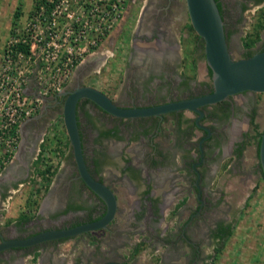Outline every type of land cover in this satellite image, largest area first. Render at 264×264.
I'll return each mask as SVG.
<instances>
[{
    "label": "rangeland",
    "instance_id": "obj_1",
    "mask_svg": "<svg viewBox=\"0 0 264 264\" xmlns=\"http://www.w3.org/2000/svg\"><path fill=\"white\" fill-rule=\"evenodd\" d=\"M127 1H129L128 7H126ZM147 1L125 0L122 16L99 46L83 57L60 92L72 89L77 83H93L102 87L106 82L108 85L105 88H110L114 97L123 102L124 98L120 95L126 86L123 80L127 79L129 74L134 75L137 72L143 78L149 75L150 82L145 85V90H150L153 84L157 85L159 90L155 98L157 101L164 100L168 96L170 83L164 77V70L160 63L158 65L154 61V66L151 68L149 61L145 62L139 56L137 58V54L132 56L136 58L128 60L130 51L131 53L134 51L128 43L135 33L137 34L135 37H138L134 39L136 46L147 43L145 38H140L145 36L144 33L147 38V34H150L149 31L146 30V32L143 29V23H145V18L147 19V13L153 15V11H159V17L163 15L169 18L168 26L172 30L178 48L180 44L179 54L182 60L178 64V70L182 71L181 74L193 78L195 82L205 79L207 84L211 85L212 79L205 61L203 40L198 39L197 32L188 27L190 19L185 0ZM221 2L223 25L225 33L228 34L227 41L231 55L235 58L244 57L247 50L242 45V37L251 29L264 1L259 4L250 3L249 0H221ZM145 5H149L150 9H147L149 12H145ZM152 5L155 6L151 8ZM17 9L21 10V13L15 17L14 12ZM31 10L32 0H0V72L6 45L18 32L22 33ZM143 10L144 18L141 29H139L137 26ZM11 28L16 33H11ZM156 32L154 31L153 36L159 37V40L154 38V42L164 45L167 40L166 35L164 33L159 35ZM263 49L264 28L261 29L260 38L252 45L250 51L254 53ZM91 62H94V65L89 70L88 65ZM144 62L145 65H143ZM164 63L170 64L165 69H171V64L175 62L166 60ZM142 65L145 67L143 71L141 70L142 72H139L138 66ZM173 67L176 68V66ZM33 81L34 77L29 73L26 81L29 89L33 87ZM29 89L27 91H30ZM64 98L65 94L54 91L49 93L44 97L33 117L21 122L16 150L11 160L0 169V225L6 219L14 218L13 216L22 210L32 214L30 219L33 221L31 225L29 224L30 227L34 228L41 223L47 224L43 219L48 211L44 203L46 190L43 189L46 181L39 179L40 174L37 168L44 167L49 159L37 166L34 159L41 148V143L45 142L46 147H52L56 142V136L63 139L68 136L62 117ZM230 100L236 106L235 115L213 124L224 132L225 138L215 156L207 160L209 164L207 167L204 166L206 169L203 168L205 173L200 182L202 188L199 197L202 198V193L206 191L209 195V197L206 195V198L212 204L205 213L206 220H201L195 226L198 231L192 238L198 244L200 258L191 264H203L209 261L208 254L213 251L210 230L215 221L220 219L231 220L233 229L213 264H264V180L261 177L256 137H247L240 151H232V145L239 141L241 134H249L253 131L249 117L245 115L246 108L255 109L256 132H263L264 91L236 93L230 97ZM93 110L95 113H89L91 117L97 118L98 116L99 118L102 113L96 108ZM102 116L103 119L106 117ZM195 116L192 111L180 110L181 125H185V118L193 120ZM80 117L83 119L82 113ZM172 117H174L172 114H166L159 132L154 137L159 147L164 152L170 153V161H165L160 169H151L149 166L142 171L144 183L152 188L149 196H154V205L149 204L151 198L140 191L139 185L119 174L121 167L119 164L122 162L119 159V152L126 153L133 164L143 165L141 161L143 151L144 149L150 150V145H146L147 141L142 142L135 136H131L134 141H128L127 138L103 141L108 150L101 165L102 173L116 193V213L106 227L92 230L90 235L83 234L77 238H67L62 241L59 260L63 261L59 263L67 264L70 261L69 264H82L85 260V264H99L111 253L128 264H186L192 261L191 252L194 247L191 244L188 246L178 238L173 243L168 240L178 234L180 227L199 202L197 190H191L192 180L188 179L190 163L189 165L183 164L180 156L190 155L187 152L188 148L197 146L203 131L191 128L189 134L183 136L181 125L174 122ZM85 123L83 122L82 127L88 143L89 137L93 135ZM193 152L196 154V149ZM64 153L65 155L59 157L58 161L53 162L56 170L51 177L52 182L50 181V194L52 195L49 196V203L53 201L54 205L58 204L55 194L58 186H62L61 184L71 172L76 173L70 145L64 148ZM46 155L50 154L46 152ZM25 162L29 164L32 162L29 174L25 173ZM138 162L140 164H137ZM35 186H40V192L34 189ZM26 200L31 203L30 209L26 207ZM34 200L38 203L34 204ZM59 212V210L56 211L52 216L57 219ZM68 216L69 214H66L62 217ZM137 244H139L138 250L134 248ZM34 247L37 246L30 248L28 250L30 254L24 256L23 259L17 257L14 260L13 257L3 264H20L19 262L21 264H49L50 260L46 261V256H43L42 252V256L38 253L36 258H33L32 249Z\"/></svg>",
    "mask_w": 264,
    "mask_h": 264
},
{
    "label": "flooded vegetation",
    "instance_id": "obj_2",
    "mask_svg": "<svg viewBox=\"0 0 264 264\" xmlns=\"http://www.w3.org/2000/svg\"><path fill=\"white\" fill-rule=\"evenodd\" d=\"M153 0H148L147 2H150ZM264 0L257 2V4L262 3ZM250 3H255V0H249ZM129 6V1H127L126 7ZM155 5H152L154 7ZM146 8V10H145ZM147 9H150L149 5H145L144 10L145 12ZM144 10L143 12L141 11V16L139 19V24L138 28L141 29V24L143 21V16H144ZM149 12V11H147ZM159 11L155 12L153 11V15L151 13H147L145 18V23L143 26V29L146 31H149V35L147 34L148 38L146 37V33L144 37L140 38L143 39L145 38V42H147L144 45L139 44L136 46L134 43V39L138 38L135 37L137 35L135 33L134 37H132L129 40V46L133 47L134 51L129 53V58L134 59L136 56L132 57L133 55L137 54V58L139 56L140 59H143L145 62L147 60L150 63L151 68L154 66V61L156 64L160 63V66L163 67L162 70H164V77H166L169 81V92L168 96L161 101H157L155 98L157 91L159 90L158 86L153 84V86H150V90H145V85L148 84L150 81L148 80L149 75L146 77H140V74H137V72L132 75L129 74V76L124 78L123 83L126 85L124 90L120 93V95L123 96L124 101H116L115 102L118 105L121 106H133V105H151V104H156L164 101H169V100H176L180 98H186V97H191L194 95H199L206 93L210 91L213 87V84L211 82V85L207 84L205 79L199 80L198 82H195L193 78L181 74V70H178V64L181 62L180 54H179V48L177 43L175 42L173 38V33L172 30L169 29L168 22L169 18H166V16L161 15L160 17L158 16ZM143 14V15H142ZM140 31V30H139ZM146 31V32H147ZM154 31H157L159 35L164 33L166 35V42L165 44H160L158 42H154L155 40H159V37L153 36ZM157 34V35H158ZM226 37L228 40V34L226 33ZM155 38V40H154ZM132 40V41H131ZM134 43V44H133ZM128 46V47H129ZM164 47V48H163ZM160 57L161 60L159 59ZM166 60H171L174 61L175 63L172 65L171 64V69H165L166 66H170V64L164 63ZM134 61V60H133ZM145 62L143 65H145ZM142 64V63H140ZM94 62H91L88 67L93 68ZM138 66L139 67V72L143 71V68L145 66ZM173 66H176L174 69ZM142 70V71H141ZM154 72V70H153ZM137 74V75H136ZM132 76V77H131ZM164 86V85H163ZM161 91V90H160ZM242 92H247V91H242ZM240 93V92H239ZM133 96H131V95ZM61 96V95H60ZM234 96L229 95L227 98H225L226 102L221 103L220 106H217L216 103L208 104L201 106V109L203 110V115H206V117L201 121L202 117L199 119V122L204 126V127H199L196 123L194 125H188L190 123V120L185 121V125H181L180 123V128L181 132H183V136L188 135L190 132V129L192 128L193 130L199 129L202 130L203 133L198 139L197 146L194 148H187L184 147V150L187 151L190 155H181V160L183 164H188L189 165V180H192V189L197 190V196L199 198V202L197 206L194 208L193 211L190 212L189 218L185 221V223L180 227V230L178 234H175L172 239L169 238L168 241L170 243H173L177 241V238L181 240L182 242H185L188 246L190 244L192 245L193 250H192V261L187 262L186 264H191L200 258V253L198 249V244L195 243L194 236L198 229L195 228L201 220H206V211L211 208L212 202L208 198H206L208 195L206 191H204L203 197L200 198L199 194L201 192V180L203 178V174L205 173L203 168L208 166V159L213 158L216 154V152L219 151L220 146L222 145V141L225 138L224 132L221 131V129H217L213 124L214 122L217 121H222L218 117V112L222 108V106H229L227 107L229 112L227 114V117L225 119H228L230 117H233L236 112V106L233 104L232 100H230V97ZM129 97H132L131 100ZM146 98V99H144ZM88 99V98H87ZM58 101V100H57ZM231 101V102H230ZM219 102V101H218ZM93 108H96L100 111L101 116L98 118H93L91 117L89 113L94 112ZM180 110H185V109H180ZM180 110H175V111H170L168 113H163L162 115H148V116H134V117H120L113 115L111 113H108L98 107L94 102H92L90 99L86 100V98H81L79 99L77 103V116H78V124L80 128V133H81V138H82V144H83V154L85 161L87 163V166L89 168V171L91 174L106 183L113 191L114 188L112 185L106 180L105 175L102 173V162L104 160V157L106 156V152L108 150L107 147H105L103 141L104 140H122L124 138H127L128 141H134L131 136L137 137L138 140H141L142 142H146V145H150V150L147 151L144 149V154L143 157L141 158V161L143 162V165L138 162L137 164L140 165H135L131 162L129 159L128 155L126 153H122L121 151L119 152V159H121L122 162H120L119 165L121 167L119 168V174L122 176L128 178L129 180H132L133 183H136L137 185L140 186V191L143 192L146 196H149L150 193L152 192V188L149 184L144 183V175L142 174L143 169H146L147 167L150 166L151 169H160L161 165H164L165 161H170V153L164 152L162 150L158 143L154 141L155 135L160 130V125L164 121L166 114H172L174 117H172V120L174 122H177L178 120H181L179 117V112ZM252 109H247L245 115H248ZM214 111L216 113H214ZM195 113L197 116L198 113L196 111H192ZM80 113L83 114V119L80 117ZM95 113V112H94ZM102 115L106 116L104 119L101 118L103 117ZM195 116V118H196ZM32 116L26 118H32ZM194 118V122H195ZM25 119V120H26ZM97 119V120H96ZM224 119V120H225ZM83 122L85 123L88 130H91L92 135L89 137V142H86V138L84 137V130H83ZM103 122V124L101 123ZM208 122V123H207ZM206 123V124H205ZM108 128H114L117 129L118 134L120 137H115L113 135L107 136L103 135V132L108 129ZM243 133V132H242ZM242 135V134H241ZM243 137L239 138L238 140L241 141ZM146 140V141H145ZM145 145V143H143ZM236 142L232 145V151H234V148L236 146ZM196 149L197 153L193 154V150ZM161 163V164H160ZM32 162L29 164L25 162V168L26 174H29L30 167H31ZM160 164V165H159ZM205 166V167H204ZM76 168V164H75ZM206 169V168H205ZM52 182V180H51ZM50 182V183H51ZM51 184H49L48 189L46 190V194L44 196V203L46 205V208L48 209L46 217L43 218L47 224H39L36 227H30V223L33 221L32 219L26 220L22 225H19L15 221L11 222H4L2 225H0V241L4 238H13V237H26L29 235H32L33 233L39 232L44 229H50V228H64V227H69L73 226L76 224H80L82 222L94 220L98 217H100L104 211H105V203L103 199L93 192L80 178L78 174V170L76 168V173L71 172L70 175L64 180V182L61 184L62 186H58L57 190L55 191L56 197H57V203L60 204H53V201L49 203L50 198L49 196L52 195L50 194L51 192ZM148 189V192H145V189ZM115 193V191H114ZM116 194V193H115ZM117 197V196H116ZM151 198V201H149V204L154 205V196H149ZM209 197V195H208ZM78 205V206H77ZM158 206V203H157ZM60 211L59 214L57 215L58 218L53 217L52 214H54L56 211ZM66 214H69L68 217H62L65 216ZM62 217V218H61ZM210 220V219H209ZM112 221V220H111ZM111 221L108 223L110 224ZM231 220L227 219H220L215 221L214 226L211 228L210 233H211V238L213 241L212 246L215 245V238L213 236V229L217 227L219 222H228ZM30 224V225H29ZM201 227V226H200ZM101 229V228H98ZM92 230L90 231H85L79 234L71 235V236H65V237H60V238H53V239H48L45 241H41L32 245H27V246H15V247H8L5 249L0 250V259L2 261L0 264H3L5 261H10L13 257L14 260L15 258H24V256L30 254L28 251L30 248L33 246L32 249V256H34V253L36 249H40L43 252H48L49 249H55L56 244L60 242L61 240H65L67 238H77L83 234H89L91 233ZM9 232V233H7ZM92 238V237H91ZM167 239V238H165ZM213 248V247H212ZM28 251V252H27ZM27 252V253H25ZM212 254H208V259L209 261L203 262V264H213L214 261H212ZM21 260V259H20ZM103 261L105 260H118L121 261L123 264H128L125 260H121L120 257H117L114 254H110L107 257L102 259ZM162 260V256L160 258V261ZM82 264H85V260ZM102 261V262H103ZM21 264V262H19ZM100 264V263H99Z\"/></svg>",
    "mask_w": 264,
    "mask_h": 264
},
{
    "label": "built area",
    "instance_id": "obj_3",
    "mask_svg": "<svg viewBox=\"0 0 264 264\" xmlns=\"http://www.w3.org/2000/svg\"><path fill=\"white\" fill-rule=\"evenodd\" d=\"M125 0H57L49 13H29L22 30L10 39L0 72V168L18 144L19 126L32 116L44 97L60 92L83 57L97 48L122 16ZM30 44L28 54L13 43ZM35 83L26 85L28 74ZM30 91H27V90Z\"/></svg>",
    "mask_w": 264,
    "mask_h": 264
},
{
    "label": "water",
    "instance_id": "obj_4",
    "mask_svg": "<svg viewBox=\"0 0 264 264\" xmlns=\"http://www.w3.org/2000/svg\"><path fill=\"white\" fill-rule=\"evenodd\" d=\"M190 23L203 40V51L207 67L212 70L213 88L203 94L151 105H118L104 91L88 84H79L59 94H65L62 117L69 138L78 174L83 182L105 203L104 213L90 221L64 228H50L26 237L4 238L0 250L27 246L53 238L79 234L103 228L114 217L117 210V197L103 181L95 178L84 158L83 144L78 124L77 103L88 98L104 111L120 117L162 115L170 111L187 109L196 111L195 123L204 127L199 119L203 115L201 106L212 104L242 91H264V49L251 55L235 58L231 55L223 19L215 0H185ZM258 157L264 174V130L261 134ZM100 264H123L118 260H105Z\"/></svg>",
    "mask_w": 264,
    "mask_h": 264
},
{
    "label": "trees",
    "instance_id": "obj_5",
    "mask_svg": "<svg viewBox=\"0 0 264 264\" xmlns=\"http://www.w3.org/2000/svg\"><path fill=\"white\" fill-rule=\"evenodd\" d=\"M56 1L57 0H32V10L37 11V10L42 9L44 13H49ZM215 1H216L217 6H218V9L220 11V14L222 16V12H223L222 2H221V0H215ZM255 1L260 2L262 0H255ZM20 13H21V10L17 9L14 12V16L18 17L20 15ZM188 27L194 31V28L190 22L188 23ZM263 28H264V3L261 6V9L258 10L257 19L253 22L251 29L248 30L246 32V34L242 37V45L247 50L246 56L251 55L253 53L250 51V49H251L252 45L260 38V31ZM12 32L16 33L13 28H11V33ZM196 37L198 39L202 40V38L199 36L198 33H196ZM197 46H198V44L196 45V47ZM13 50L15 52L16 51H22L23 53L28 54L30 52V44L28 42L18 40L17 42L13 43ZM193 59H194V57H193ZM208 73H209V76L211 77L212 70L210 67H208ZM86 100H89V99L86 98ZM224 102H226L225 99L217 102L216 105L220 106V104L224 103ZM227 107H229V106H227V105L222 106V108L219 110L218 117L220 120H224L227 117V114L229 112ZM214 113H216V112L214 111ZM205 117H206V115H204L202 117L201 121ZM254 117H255V109H252L249 113V123L251 125V130H253L252 131L253 133L252 132L249 134L243 133L242 134L243 139L241 141L236 142L237 144L234 148V151H236V150L240 151L242 149L244 142L246 141L247 137L250 136V137H256L257 153L259 152V144H260L262 132L261 131L256 132L257 126H256V122H254ZM188 120H190V123H188V125L196 126L194 119L192 120L191 118H188V117L185 118V121H188ZM177 122H178V125H180L182 120H178ZM181 130H183V129L181 128ZM103 135H107V136L113 135L115 137H120V135L117 132V129H114V128L106 129L103 132ZM68 145H70L68 136H66V138H64V139L59 137V136H56V142L54 143V145H52V147H46L45 142L41 143V145H40L41 148L39 149V151H38V153L34 159V162H35V165L37 166V164H41L45 160L49 159V162H46L44 164V167H42V168L38 167L37 168L38 173L40 174L39 179L41 178L43 181H46L45 185L43 186L44 190L48 189L50 181H51V177L55 173L56 166L53 164L54 160L58 161L59 157L65 155L64 148ZM46 152L49 153L50 155H46ZM261 177L264 180V174H263L262 170H261ZM34 189L37 190L38 192H40V186H35ZM148 189L149 188L145 189V192H148ZM36 202L38 203V201H35L34 204H36ZM26 207L29 209L31 207V203L28 200H26ZM28 212L26 210H22L19 213V215L16 217L15 222H17L19 225H22L26 220L30 219L32 214H28ZM8 221H10V220H8ZM232 229H233V222L232 221L219 222L217 227L215 229H213V236L217 239L215 240V245L213 246L212 261L216 260L217 256L222 251V248L224 247L225 242L227 241V239L232 234ZM138 245L139 244H137L134 247L137 250L139 249ZM37 254H38V252L34 253L33 258H36Z\"/></svg>",
    "mask_w": 264,
    "mask_h": 264
},
{
    "label": "crops",
    "instance_id": "obj_6",
    "mask_svg": "<svg viewBox=\"0 0 264 264\" xmlns=\"http://www.w3.org/2000/svg\"><path fill=\"white\" fill-rule=\"evenodd\" d=\"M198 66H199V64H198ZM96 68H97V66H96ZM199 68H200V66H199ZM98 70V69H97ZM35 83V81H33V84ZM88 85H92V86H95L96 88H98V89H100V90H102V91H104L109 97H111L114 101L116 100L117 101V98H115L114 97V95L110 92V88H105L108 84L105 82V83H103V86L102 87H100V86H98V85H96V84H89L88 83ZM122 96V95H121ZM130 98V97H129ZM130 100H131V98H130ZM134 106V105H133ZM19 215V213L16 215V216H13L14 218H9V220H10V222L11 221H15V219H16V217ZM8 220L6 219V223H8L7 222ZM2 225V224H1ZM62 241H64V240H61L60 242H58L57 244H56V248L55 249H49V251L48 252H43L42 250H40V249H36V251H35V253L36 252H38V253H40L41 254V256H42V253H43V256H46V261H49V264H61V263H59V262H62L61 260H59L60 259V249H61V243H62ZM73 243H75V242H73ZM42 252V253H41ZM48 254H50L49 256H47ZM52 254V255H51ZM71 259H73V258H71ZM51 262V263H50ZM70 263V261L67 263V264H69Z\"/></svg>",
    "mask_w": 264,
    "mask_h": 264
},
{
    "label": "bare ground",
    "instance_id": "obj_7",
    "mask_svg": "<svg viewBox=\"0 0 264 264\" xmlns=\"http://www.w3.org/2000/svg\"><path fill=\"white\" fill-rule=\"evenodd\" d=\"M185 110H187V109H185ZM187 111H190V110H187Z\"/></svg>",
    "mask_w": 264,
    "mask_h": 264
}]
</instances>
